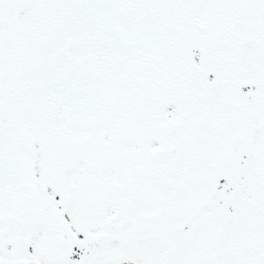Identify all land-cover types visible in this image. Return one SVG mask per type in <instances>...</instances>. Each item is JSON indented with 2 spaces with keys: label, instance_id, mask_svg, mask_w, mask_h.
<instances>
[{
  "label": "snow or ice",
  "instance_id": "1",
  "mask_svg": "<svg viewBox=\"0 0 264 264\" xmlns=\"http://www.w3.org/2000/svg\"><path fill=\"white\" fill-rule=\"evenodd\" d=\"M0 264H264V0H0Z\"/></svg>",
  "mask_w": 264,
  "mask_h": 264
}]
</instances>
